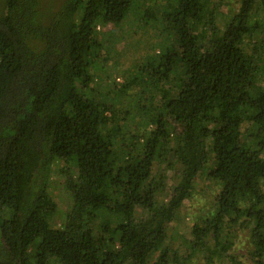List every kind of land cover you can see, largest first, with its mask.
Here are the masks:
<instances>
[{"label": "trees", "instance_id": "trees-1", "mask_svg": "<svg viewBox=\"0 0 264 264\" xmlns=\"http://www.w3.org/2000/svg\"><path fill=\"white\" fill-rule=\"evenodd\" d=\"M218 12L213 0H64L55 11L0 0V264H218L238 229L264 264V38L245 42L260 38L264 0H241L223 28ZM127 16L181 30L183 43L97 92L109 60L97 26ZM174 100L180 114L161 122ZM170 139L183 162L175 185L157 163ZM58 161L75 174L56 227L42 196ZM207 165L221 186L213 214L179 234L171 222Z\"/></svg>", "mask_w": 264, "mask_h": 264}, {"label": "rangeland", "instance_id": "rangeland-1", "mask_svg": "<svg viewBox=\"0 0 264 264\" xmlns=\"http://www.w3.org/2000/svg\"><path fill=\"white\" fill-rule=\"evenodd\" d=\"M64 0H44V7L48 11L57 10ZM155 0H132L135 6H142L143 4H152ZM158 1V0H157ZM215 6L218 8V21L220 27L223 28V24L228 18L239 8L241 0H213ZM264 26V25H263ZM169 29L168 27H166ZM100 42V57L99 61L103 57H108V62L104 66V70L96 71V78L92 82V87L97 92L105 93L108 90L106 84L108 77L114 76L116 70H125L127 76L139 78L142 76L141 70L134 67L136 61L140 58L146 59L152 58L151 56L163 55L173 53L176 45L183 43V33L181 30L171 32L167 31L164 27L157 28L155 24L148 25L147 23L134 19L133 16H127L121 23L103 22L97 26ZM260 38H250L246 36L245 42L247 45L260 41L264 38V27H262ZM110 48L108 50L107 48ZM116 77L117 84L124 82V77L121 72ZM108 78V79H107ZM181 104L177 100L172 102L171 107L167 112L163 113L161 122L171 120L174 122L170 115H179ZM147 128V127H146ZM255 125L252 123H244L242 132L245 135L254 134ZM147 131V129H146ZM243 144L246 145L244 138ZM167 151L161 158H158L159 171L166 176V182L169 185H175L178 183L182 172L183 162L175 161L172 151L176 148V144L173 140L166 142ZM264 159V152L262 154ZM211 165V163H210ZM209 165L205 166L195 178L190 195L184 201L182 207L176 213L175 219L171 222L173 230L179 234H184L188 231V227L195 223L199 218H210L214 211V202L217 193L221 186L217 181L207 180V173ZM67 169V173H63V170ZM71 173V177L75 174L74 168L68 169V165L64 162H55L49 172L48 188L43 197V205L48 211H54V217L52 219L53 225L58 227L65 214L70 210L72 204V194L69 190V183L67 181V175ZM168 196H158L157 200L160 204H164L167 201ZM142 210L136 211V216L139 218L142 216ZM5 216L0 214V222ZM181 236V235H180ZM228 240L231 244L229 252L233 255L232 260H221L218 264H253L248 253L251 249L249 241L248 230H235L231 231ZM202 264V263H199Z\"/></svg>", "mask_w": 264, "mask_h": 264}]
</instances>
